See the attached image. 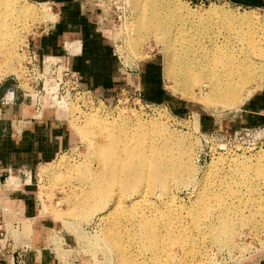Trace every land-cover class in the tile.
Returning a JSON list of instances; mask_svg holds the SVG:
<instances>
[{
	"label": "bare ground",
	"instance_id": "bare-ground-1",
	"mask_svg": "<svg viewBox=\"0 0 264 264\" xmlns=\"http://www.w3.org/2000/svg\"><path fill=\"white\" fill-rule=\"evenodd\" d=\"M156 2L135 1V25L137 30H152L155 40L163 43L164 75L173 83L172 94L178 93L198 102L207 111L217 105L234 111L262 87V53H255L249 44L239 47L218 45L220 29L226 31V36L222 35L225 43L233 37L240 41L249 36L253 29L244 27L243 18L235 20L213 7L203 13L182 11L192 24L188 27L183 21L174 32V26L168 21L156 18L152 21L143 16L148 5L151 8ZM165 3V10L172 15L181 12L175 0H166ZM4 5L6 0H0V24L3 25L0 28V50L12 37L4 27ZM25 14L33 15V11L25 8ZM51 16L44 14L43 21L51 23ZM197 21L204 26L198 27ZM135 43V38L129 41L132 47ZM254 79L261 81L260 85L247 88ZM121 118L107 122L96 114L87 121L86 124L98 129L104 143L89 145L85 162L69 168L72 182L60 185L67 188L71 196L65 214L76 222L97 216L105 228V241L116 253L118 264H137L139 260L134 261L135 256L130 255L134 249V252L142 250L152 255L154 264H188L198 256L206 257V251L201 247L205 243L218 250L224 244L231 245L232 238L239 236L233 217L242 223L248 217H264V194L258 193V182L252 179L264 173V153L242 157L233 163L232 170L238 174L240 187L245 185L243 187L247 189L245 202L240 198L234 201L237 198L234 196L226 200L216 193H202L192 206L182 210L174 204L177 198L175 200L171 191L175 187L194 184L191 152L184 144V137H178L166 123L145 124L136 112H132L129 120ZM88 133L87 130L83 132L86 143H89ZM94 134L90 136L94 137ZM218 187L225 185L221 183ZM157 197L161 198L158 199L160 203L155 200ZM174 249L181 252L179 258L173 253Z\"/></svg>",
	"mask_w": 264,
	"mask_h": 264
},
{
	"label": "rangeland",
	"instance_id": "rangeland-1",
	"mask_svg": "<svg viewBox=\"0 0 264 264\" xmlns=\"http://www.w3.org/2000/svg\"><path fill=\"white\" fill-rule=\"evenodd\" d=\"M114 1L102 0L100 5L106 14L100 13L96 24L102 27L109 22L107 30L112 42L110 44L111 52L118 66L123 70L137 72L146 67L148 63H155L154 96L144 97L140 90L142 88L136 86L130 91L127 90L128 87L119 89L111 100H104L92 92L84 91L80 86V91L70 90V87L59 90L56 98L57 105L50 110H57L60 121L74 135V142L65 148L54 161L40 165L27 173L23 182L33 189L34 199L38 204L39 218L47 222L46 233H51L52 251L60 264H118L116 253L105 241L103 235L105 228L99 223L97 216H91L88 221L76 222L73 220L74 218L65 214L68 209V199L71 196L69 197L67 188L60 186L72 182L73 177H70L69 168L85 162L89 145L93 142L104 143L98 129L86 124L96 114L102 120L111 122L121 117H124L121 119L129 120L132 112H136L138 118L145 124L163 122L175 130L178 137H184V144L191 152L194 184L175 187L171 191L175 200L177 198V202L175 201L174 204L181 207L182 210H187L192 206L196 202L197 196L202 193L204 195L216 193L222 195L226 200H230L234 196L237 197L234 201L240 198L245 202L248 196L247 189L243 187L245 185L240 187L238 174L232 170L233 163L242 157H252L259 152L264 153V125H245L248 117L243 111L246 103L253 100L255 96L261 94L264 97V72L263 77L261 76L262 87L253 92L238 109L239 111L222 109L218 105L207 111L198 102L183 98L178 93L172 94L170 88L173 83L166 80L164 75L163 43L155 40L152 30H150L151 32L137 30L134 7L136 0H122L119 4ZM175 1L181 8V12L177 14L172 15L168 10H165L166 0H157L156 5H151V8L146 3L148 9L143 16L152 21L154 18L168 21L169 25L174 26L172 31L175 32L174 29L181 27L183 21H186L185 26L189 27L192 24L191 21L188 22L189 20L182 11L203 13L213 7L219 13H228L235 20L243 18L244 21L241 23L245 25L244 27L250 26L249 28L253 29L249 32V36L244 37L245 39L237 41L233 37L229 39L228 43L223 42L222 37V35L226 36V31L220 29L217 34L221 39L218 43L219 46H221L220 44H234L239 47L241 44L246 46L249 44L255 53L260 52L264 55V0ZM94 2L96 3L95 0ZM4 7V27L10 31L9 34L12 37L3 44L0 50L2 52L0 56V86L32 92L29 83L33 79L25 80V73L21 68L23 60L21 50L28 44L32 36L49 24L45 20L43 21L44 14L48 13L52 16L53 14L48 5L28 0H6ZM25 8L31 9L33 15H26ZM196 25L204 26L198 21ZM2 26L0 24V28H3ZM132 38L136 40L134 47L129 44ZM74 50L79 52V46L74 47ZM261 81L254 79L247 88L254 89L260 85ZM195 115H197V120ZM84 130L89 132L87 136L89 143H86V139H84ZM91 133H95L96 137L90 136ZM249 172L251 171L249 170ZM253 178L258 182V193L264 194V173H259L257 177ZM221 183L225 187H218ZM199 185L202 187L198 188ZM223 189L226 190L222 192ZM156 194L158 195L157 192ZM158 199L161 200L158 197L155 200L160 203ZM234 218L233 223L239 236L232 238V246L224 244L223 248L218 250L205 243L201 247L206 251V257L198 256L188 264H249L258 259H264V217H248L243 223ZM64 223L67 224L66 227H64ZM236 243L238 245H235ZM134 251L130 255L133 258L135 256L134 261L139 260L137 264H154L153 256L149 253L142 250ZM172 251L176 258L181 256L179 250ZM132 256L130 257L132 258ZM148 259L153 262L149 263Z\"/></svg>",
	"mask_w": 264,
	"mask_h": 264
},
{
	"label": "crops",
	"instance_id": "crops-1",
	"mask_svg": "<svg viewBox=\"0 0 264 264\" xmlns=\"http://www.w3.org/2000/svg\"><path fill=\"white\" fill-rule=\"evenodd\" d=\"M46 4L53 21L28 41L37 64L47 56H63L78 77L82 90L111 100L121 88L139 87L144 97L154 96L155 63L127 72L111 52L108 26L96 23L100 10L94 0H28ZM105 27V28H103ZM75 42L79 52L67 58L63 44ZM245 125H264V97L247 102ZM74 142V135L53 111L35 112L33 99L20 90L0 86V264H60L52 251L46 220L38 215L33 189L24 176L34 168L54 161ZM24 178V179H23ZM40 213V212H39ZM50 230V229H49ZM249 264H264L258 259Z\"/></svg>",
	"mask_w": 264,
	"mask_h": 264
},
{
	"label": "built area",
	"instance_id": "built-area-1",
	"mask_svg": "<svg viewBox=\"0 0 264 264\" xmlns=\"http://www.w3.org/2000/svg\"><path fill=\"white\" fill-rule=\"evenodd\" d=\"M95 1L99 5L100 13L105 15L106 12L100 5L102 0ZM114 2L119 4L122 0H115ZM77 45L75 42L63 44V50L67 58L77 54L78 51L75 52L74 50V47ZM21 52L23 57L21 68L25 73V80H33L29 83V88H31L32 92L19 89L23 96L33 99L36 113H41L44 106L49 109L54 108L57 105V94L64 87H70V90L80 91L78 77L70 66H64L63 56H47L42 58L40 63L37 64L28 44L23 47ZM55 101L56 104L54 103ZM15 264H24V258L17 256Z\"/></svg>",
	"mask_w": 264,
	"mask_h": 264
}]
</instances>
